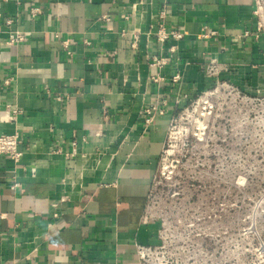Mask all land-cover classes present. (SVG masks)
Here are the masks:
<instances>
[{
    "label": "crops",
    "instance_id": "1",
    "mask_svg": "<svg viewBox=\"0 0 264 264\" xmlns=\"http://www.w3.org/2000/svg\"><path fill=\"white\" fill-rule=\"evenodd\" d=\"M164 3L185 35L159 44ZM7 30L26 35L0 42V134L22 151L0 156V264H138L136 243L157 244L143 209L178 95L207 62L264 76L256 0H0Z\"/></svg>",
    "mask_w": 264,
    "mask_h": 264
},
{
    "label": "rangeland",
    "instance_id": "2",
    "mask_svg": "<svg viewBox=\"0 0 264 264\" xmlns=\"http://www.w3.org/2000/svg\"><path fill=\"white\" fill-rule=\"evenodd\" d=\"M204 64L167 126L143 221L173 264H264V76Z\"/></svg>",
    "mask_w": 264,
    "mask_h": 264
},
{
    "label": "built area",
    "instance_id": "3",
    "mask_svg": "<svg viewBox=\"0 0 264 264\" xmlns=\"http://www.w3.org/2000/svg\"><path fill=\"white\" fill-rule=\"evenodd\" d=\"M6 1V0H5ZM17 3H19V0H15ZM257 3V9H259V2L256 0ZM166 4L164 3L162 5V8L159 12V22L157 24L156 30L153 33L157 43L162 44L166 42L167 40H177L181 39L185 32L178 31L172 28H168L164 23V17L166 13ZM40 8L38 6H31L29 8V14L31 18H36L40 13ZM102 19L109 20V16L102 15ZM6 25L10 26L12 24V19H7L5 21ZM25 33L19 30H7L6 35L3 38H0V42L5 45H13L20 43L24 41ZM202 36V35H200ZM205 36V34L203 35ZM202 36V37H203ZM207 36V35H206ZM134 37V41L136 40V36ZM151 64L156 66H162L166 63V59L163 57H157L152 56L151 58ZM203 67L205 68L206 65L204 64ZM158 75L152 77V80L156 81L158 79ZM11 78H7L4 80V84H9ZM182 93V92H181ZM181 98V94L178 95V99L176 103L178 104L179 99ZM9 107V105H7ZM12 112V115L7 116L6 119H14L15 116L18 114L17 109H10ZM147 118L145 119L146 123H149L153 119V113L155 111L162 112V109H158L155 106H151L150 108L144 110ZM21 145V139L18 135V133H1L0 134V156L6 157L9 160H11L15 165L19 164L21 157H22V151L20 150ZM12 188L18 187L19 183L17 181H13ZM163 245H144L136 243L135 245V255L137 258L138 264H173L172 255H165L162 251ZM175 264H187V261L183 259L182 256L176 258L174 260Z\"/></svg>",
    "mask_w": 264,
    "mask_h": 264
},
{
    "label": "bare ground",
    "instance_id": "4",
    "mask_svg": "<svg viewBox=\"0 0 264 264\" xmlns=\"http://www.w3.org/2000/svg\"><path fill=\"white\" fill-rule=\"evenodd\" d=\"M206 102V101H205Z\"/></svg>",
    "mask_w": 264,
    "mask_h": 264
}]
</instances>
